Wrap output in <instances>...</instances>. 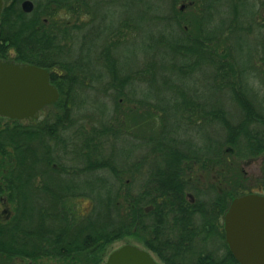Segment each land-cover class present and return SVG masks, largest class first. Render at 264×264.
I'll list each match as a JSON object with an SVG mask.
<instances>
[{"label":"trees","instance_id":"16d2710c","mask_svg":"<svg viewBox=\"0 0 264 264\" xmlns=\"http://www.w3.org/2000/svg\"><path fill=\"white\" fill-rule=\"evenodd\" d=\"M76 2L80 17L51 15L75 13ZM109 2L38 0L37 10L47 17L26 15L14 1L2 8L0 60L61 75H50L60 96L47 106L48 121L33 126L0 116V199L9 205L0 214V264H103L108 246L124 238L141 242L166 264H240L225 241L222 217L233 198L264 194V0H170L171 16L157 15L173 23L155 37L165 47L160 60L154 55V63L122 73L114 51L135 26L129 16L114 27L101 24ZM189 11L197 16L186 17ZM250 36L258 50L251 61H240L237 46ZM77 40L82 48L74 53ZM92 40H101L96 60L112 73L102 86L112 108L103 119L82 113L73 94L94 89L86 48ZM202 62L210 88L226 95L210 100L198 88L182 89L179 78ZM145 77L169 88L145 99L128 93L125 86ZM140 108L145 134L136 130L139 121H126ZM205 126L215 128L205 142L188 134ZM125 141L150 146L157 164L141 172L148 154L118 163L105 153ZM250 162L259 164L258 175L245 172ZM80 201L88 205L78 207ZM182 213L194 214L193 221Z\"/></svg>","mask_w":264,"mask_h":264},{"label":"rangeland","instance_id":"374dc122","mask_svg":"<svg viewBox=\"0 0 264 264\" xmlns=\"http://www.w3.org/2000/svg\"><path fill=\"white\" fill-rule=\"evenodd\" d=\"M181 5L182 1L178 3V7H180ZM107 6L109 9L107 13L108 16L107 19L104 18L100 20L101 24L114 27L121 21L123 17L129 16L132 18V24L135 26V29L132 31V33H130L127 29H123V35H127L130 33L128 35L129 37L125 42L121 43L114 51V54L119 59L118 72L122 73L123 71H127L128 69H135L145 63H154L151 61H155L153 58L154 55H156L155 58L157 60H160L158 57L162 55V51L163 49H165V47L161 42H158L155 37L157 38L163 31L168 32L173 23L171 21L157 18V15L167 16L168 18L171 16L170 0H110V2L105 6V8H107ZM181 9L182 11L186 12L188 6H184ZM247 10L248 13L251 12L250 8H247ZM103 12L104 11L97 12L96 15L102 17ZM195 12L189 11L185 15L188 18H194L197 16ZM260 15L264 16V11H261ZM243 42L247 43L242 48L237 46L236 54L240 61H251L253 55L258 50V46L255 44V38L253 36H250L247 41L243 40ZM150 43L152 44V46H150ZM101 45V40H92V42L86 45V48L90 50L91 54L90 57L92 61V69L94 75V89H77L73 92L78 102V109H80L82 113H90L91 115L93 114L98 119L105 118V116L112 110L111 106L105 103L104 100L107 99L105 98V94L102 90L104 81L106 79H111L112 73L109 66H104L102 65V63H98L96 60V54L99 50V46ZM80 48H82V45L81 43H79V40H77L74 43L73 52L79 53ZM177 61L179 62L181 61V59L178 58ZM124 66L126 68H124ZM208 71V65L202 62L196 70L192 71L189 74L182 75L181 78H179V80L181 81L182 89L188 92H193V89L198 88L201 91L200 95L210 100L213 98H217L218 96L226 95V92L224 91H216L210 88L211 78L208 75ZM161 72L162 69L158 67V73L160 74ZM144 79L145 80L142 84L133 83L131 85L125 86L126 90H129L128 93L132 95L142 96V98L145 99V94L147 93L158 94L160 93L158 91L163 92L164 90L169 88V85H162L160 81L153 82L149 80L148 77H145ZM123 103L126 104L125 102ZM50 110V108L46 107L44 109V114H49L48 112ZM142 110H144V108L133 110L131 114H137V116L132 115L130 117V120L129 118H127L126 121L130 123L139 121L137 122L136 130L140 133L145 134L149 131L145 126L146 124L144 122V114ZM88 120L90 121L91 119ZM3 121H6V119L4 118ZM21 122H26V120H22ZM188 134L197 142L202 143L207 141L208 136L215 135V128L211 126H207L206 128L205 126L203 130H188ZM123 143L124 144H121L119 142L117 144H114V147H111L112 145L106 146L104 148L105 153L110 155L112 154L118 163H122L123 161L127 163L134 158L143 157L148 154V157H146V163L143 165L144 169H142L141 172L146 171V168H148L150 165L155 166L157 164L156 162H154V160H158L159 157H153V154L148 153L150 146L143 145L139 147L128 143L127 141ZM244 169L248 175L254 176L259 174V164L256 162H250L249 164L244 165ZM69 179H71V177H67L66 180L69 181ZM86 205H88L87 201H80L77 203L78 207ZM6 206L9 207V205H5L0 199V214L2 210L6 208ZM124 243H133L149 250L141 242H136L131 238H124L121 240L114 241L108 246L104 260H106L107 255L112 250L116 249ZM149 251L151 252L152 256L160 264H162L163 261L154 252H152L151 250ZM27 262L28 261L13 259L11 261H8L7 264H27ZM38 264L58 263L50 259H42L38 262Z\"/></svg>","mask_w":264,"mask_h":264},{"label":"water","instance_id":"95a60500","mask_svg":"<svg viewBox=\"0 0 264 264\" xmlns=\"http://www.w3.org/2000/svg\"><path fill=\"white\" fill-rule=\"evenodd\" d=\"M30 10L29 0L23 3ZM2 0H0V15ZM59 98L45 68L0 60V116L34 119L39 110ZM225 241L240 264H264V195L246 193L233 198L224 214ZM103 264H160L145 248L124 243Z\"/></svg>","mask_w":264,"mask_h":264},{"label":"flooded vegetation","instance_id":"af4514ba","mask_svg":"<svg viewBox=\"0 0 264 264\" xmlns=\"http://www.w3.org/2000/svg\"><path fill=\"white\" fill-rule=\"evenodd\" d=\"M7 1H10V2L14 1V2H15L14 8H15V9H19L20 11H22V12L25 13L26 15H29V16L35 15V16H40V17H47V15H45V14H43L42 12H40L39 10H37L38 7H37V4H36V3H37L38 0H29V1L32 3V6H31V9L28 10V11L25 10V9H24V6H23L24 1H26V0H2V8H3L4 4H5V2H7ZM181 6L183 7L184 4L182 3ZM73 7H74L75 10H76L75 13H72V11H70V10H66V9H58V10L54 11L51 15H52L53 17H57V18H64V17H65V18H66V17H68V18H70V17H80V16H81L80 4L76 2L75 5H74ZM2 8H1V11H2ZM4 61H5V62H12V63H15V64H19L20 66L25 65L24 63H19V62H14V61H6V60H4ZM28 64H34V63H28ZM34 65H36V64H34ZM36 66H38V65H36ZM39 67H41V66H39ZM42 68H44V67H42ZM45 69H46L47 72H48L50 83H51V84L57 89V91H58V88L56 87V85L52 83L51 78H50V75H51V72H55V73H57L58 75H61V72H59L58 69H48V68H45ZM58 93H59V91H58ZM59 96H60V93H59ZM50 104H52V103H50ZM50 104H47V105L43 106V107L39 110L37 117L34 118V119L30 120V119H27V118H23V119H18V120H26V122L31 123L32 125H33V123H36V122H38V121H42V122H44V121H48V114H47V113L44 114V109H45L47 106H49ZM33 126H34V125H33ZM249 193H258V194H262V193H260V192H249ZM245 194H246V193H245ZM186 195H187V197L190 198V199L193 198L189 192H187ZM263 195H264V194H263ZM182 214L185 215V216H189V218L193 221L194 214H189V213H182ZM223 218H224V216L222 217V219H223ZM223 227H224V223H223ZM161 262H162V261H161ZM162 264H166V263L163 261Z\"/></svg>","mask_w":264,"mask_h":264}]
</instances>
